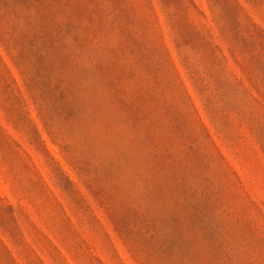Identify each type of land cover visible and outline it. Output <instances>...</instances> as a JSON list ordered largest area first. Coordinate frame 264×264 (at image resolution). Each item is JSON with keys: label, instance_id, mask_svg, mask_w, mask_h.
<instances>
[{"label": "rangeland", "instance_id": "obj_1", "mask_svg": "<svg viewBox=\"0 0 264 264\" xmlns=\"http://www.w3.org/2000/svg\"><path fill=\"white\" fill-rule=\"evenodd\" d=\"M124 1L0 0V264H264V0Z\"/></svg>", "mask_w": 264, "mask_h": 264}, {"label": "trees", "instance_id": "obj_2", "mask_svg": "<svg viewBox=\"0 0 264 264\" xmlns=\"http://www.w3.org/2000/svg\"><path fill=\"white\" fill-rule=\"evenodd\" d=\"M162 1V9L164 10V13L169 12L172 9L169 6V1L168 0H160ZM149 4H151V2H149ZM128 7L126 6V3L124 0H119V13H121L122 15L125 14L126 12H128ZM174 14H168V19H169V23H173L175 24V27L177 28L178 25V29H179V34H193V31H188L189 28H185V31L182 29L181 27V21L178 20V14L180 9L176 8ZM120 23H122L120 21ZM197 34H200L199 32H197Z\"/></svg>", "mask_w": 264, "mask_h": 264}]
</instances>
